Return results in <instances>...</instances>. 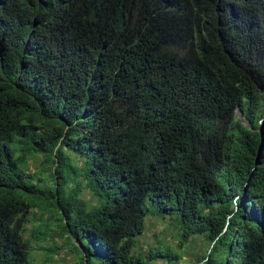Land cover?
I'll return each mask as SVG.
<instances>
[{"label":"trees","instance_id":"obj_1","mask_svg":"<svg viewBox=\"0 0 264 264\" xmlns=\"http://www.w3.org/2000/svg\"><path fill=\"white\" fill-rule=\"evenodd\" d=\"M34 209L76 264H182L150 214L264 264V0H0V264Z\"/></svg>","mask_w":264,"mask_h":264},{"label":"rangeland","instance_id":"obj_2","mask_svg":"<svg viewBox=\"0 0 264 264\" xmlns=\"http://www.w3.org/2000/svg\"><path fill=\"white\" fill-rule=\"evenodd\" d=\"M237 116H241L239 109ZM30 168L37 171L34 163H31ZM81 196L90 203L94 202L87 190L82 191ZM48 216L50 215L47 213L42 215L40 211L34 209L31 220L27 222L29 229L27 236L33 233L31 242L34 250L31 258L38 264H76L80 258L79 253L72 250L71 246L65 245V238L56 234L58 232L57 224ZM47 225L48 227H46ZM43 230L45 233H41ZM137 241L136 251L145 256L150 250H157L159 247H171L179 252L182 264H197L202 261L199 259H202L207 252V244L200 238H193L180 248L179 229L173 218L152 214L147 216L145 229ZM147 264H163V262L158 259Z\"/></svg>","mask_w":264,"mask_h":264},{"label":"water","instance_id":"obj_3","mask_svg":"<svg viewBox=\"0 0 264 264\" xmlns=\"http://www.w3.org/2000/svg\"><path fill=\"white\" fill-rule=\"evenodd\" d=\"M262 123V122H261ZM262 143H263V140H262Z\"/></svg>","mask_w":264,"mask_h":264}]
</instances>
